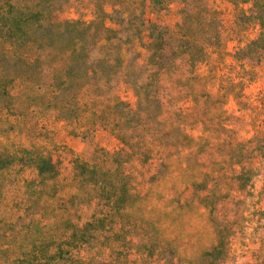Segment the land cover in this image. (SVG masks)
Returning a JSON list of instances; mask_svg holds the SVG:
<instances>
[{"label":"rangeland","instance_id":"1","mask_svg":"<svg viewBox=\"0 0 264 264\" xmlns=\"http://www.w3.org/2000/svg\"><path fill=\"white\" fill-rule=\"evenodd\" d=\"M238 2L0 1V150L19 182L38 156L68 178L74 157L115 153L160 264H264V41ZM14 181L0 171V201Z\"/></svg>","mask_w":264,"mask_h":264},{"label":"trees","instance_id":"2","mask_svg":"<svg viewBox=\"0 0 264 264\" xmlns=\"http://www.w3.org/2000/svg\"><path fill=\"white\" fill-rule=\"evenodd\" d=\"M239 3L255 6L262 28L248 43L264 41V0ZM102 155L101 159L74 157L68 178L51 158L38 156L32 162V175H21L19 182L21 171L16 170L17 177L11 165L16 163L15 156L5 147L0 150V162L7 161L0 168L1 176L11 183L16 180L13 201H0L5 214L0 217V248L18 247L11 264H131L138 259L151 264L159 257L168 261L166 247H157L151 236L141 243L135 241L134 237L151 232V224L125 210L134 199L131 179L115 153ZM68 186L71 192H60ZM6 208L11 212L6 213ZM220 243L221 239L204 257L216 253Z\"/></svg>","mask_w":264,"mask_h":264}]
</instances>
